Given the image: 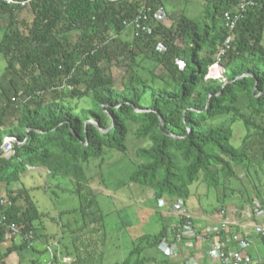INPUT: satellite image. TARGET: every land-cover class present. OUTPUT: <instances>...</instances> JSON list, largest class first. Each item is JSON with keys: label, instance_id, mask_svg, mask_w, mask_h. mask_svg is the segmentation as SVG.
Wrapping results in <instances>:
<instances>
[{"label": "trees", "instance_id": "1", "mask_svg": "<svg viewBox=\"0 0 264 264\" xmlns=\"http://www.w3.org/2000/svg\"><path fill=\"white\" fill-rule=\"evenodd\" d=\"M205 1L200 20L180 14L170 27L152 23L150 37H133L137 42L160 38L165 47L161 62L170 68L173 87L156 89L150 80H143L140 84L139 78L132 76L130 85L122 91L110 82L106 66L100 65L109 58L107 46L103 45L102 39L91 42L92 38L85 36L86 30L99 15L109 20L104 32L112 28L121 33L128 28L124 21L131 20L141 11H147L153 22L159 6H162L161 0H36L30 5L33 21L26 36L19 35L16 22L20 8L0 3V21L4 16L8 21L0 42V54L6 60L4 75L18 70L24 74L35 70L40 72L39 77H33L31 85L23 91L30 95L26 100L45 92L47 80L59 79L66 89L73 90L75 75L81 68L92 70L82 93L83 96L91 95L95 104L91 110L36 100L24 111L11 133L6 118L13 98L8 97V104L0 111V182L20 181L29 170L37 167L46 168L53 176L72 180L79 207L62 214L81 215V226L71 231L72 252L66 248L64 252L75 255V264H97L93 262L102 255L100 249L108 238L107 214L89 185L82 163L102 157L107 150L127 152L130 124L138 125L137 138L151 142L149 147L137 150L141 162L130 175V182L152 187L158 199L168 197L187 201L191 196L189 187L196 182L202 180L215 186L221 173L227 178L237 177L235 168L240 166L247 170L252 162L247 139L251 135L263 143L260 149L264 161V129L250 120L240 107L244 99L252 116L264 118V4L247 13L239 23L231 49L222 60L226 74L221 81L206 80L209 68L216 60L203 57L202 53L220 51L227 36L224 12L234 9L238 0ZM64 18L69 26L63 31L77 29L84 35L83 42H77L71 51L65 49L54 34ZM178 39L187 44L184 50L187 59L182 69L173 62ZM50 90H56L55 86ZM18 91V88L14 89L16 99ZM147 95L151 102L144 105L142 99ZM227 115L237 117L234 120L240 119L248 131L242 149L231 144V123L210 125L215 118ZM252 130L256 132L252 134ZM10 137L15 142L13 155L7 158L2 147ZM0 211L6 216L7 225L14 223L21 228L19 237L23 240L14 244L16 237L11 238L13 244L0 257V264L14 251L29 248L25 238L29 232L38 241L49 244L58 241L37 234L35 225L42 223L43 216L36 205L23 208L11 202L3 206L0 201ZM7 231V226L1 224L0 247L10 243ZM163 231L149 243L151 246L161 243L165 237ZM256 237L264 248V242ZM145 241L149 242V239ZM38 252L45 254L44 251ZM142 252L143 241L140 240L123 264H144L145 258L135 260ZM161 264L171 263L163 259Z\"/></svg>", "mask_w": 264, "mask_h": 264}, {"label": "rangeland", "instance_id": "2", "mask_svg": "<svg viewBox=\"0 0 264 264\" xmlns=\"http://www.w3.org/2000/svg\"><path fill=\"white\" fill-rule=\"evenodd\" d=\"M161 1L162 6H159L152 23L163 24L166 27L174 24L180 14H185L193 20H200L206 3L205 0ZM32 21L33 13L30 7L17 11L16 22L19 27V35H27ZM108 22L109 20L105 16L99 15L86 30L85 36L91 37L93 43L102 39L103 45L107 46L110 52L109 58L100 65L104 68L106 66L110 82L119 91H122L130 85L131 77L136 76L139 78L140 84L147 79L156 89L164 87L171 89L174 84L173 76L170 68L161 62L165 47L160 38L137 42L133 38L130 28H125L121 33L112 28L104 32ZM6 25H8V21L4 16V19L0 21V42ZM68 26L69 23L64 18L54 34L61 40L65 49L71 51L77 42H83L81 38L84 35L83 31L77 29L63 31ZM95 34L98 36L96 37ZM238 41L241 43L240 37ZM175 46L178 51L173 62L176 67L182 69L187 59V54L184 53L187 44L182 39H178ZM202 56L216 60L217 53L204 51ZM222 65L224 67L223 62ZM5 69L6 60L0 54V111L3 106L8 104V97L15 98L13 96L14 89L18 88L19 90L16 96L18 97L17 102L12 101L8 109L6 124L9 133L14 130L24 111L29 106H33V102L36 100H42L45 104L65 103L76 107L78 110L95 108L91 95H82L85 90V81L92 72L91 69L81 68L75 75L76 83H73V90L66 89L63 86L64 83H60L59 79L57 81L47 80L46 91L30 100H26L27 96L30 95L24 94L23 91L27 85H31L33 77H39V70L25 74L18 70L4 75ZM223 71V77H225V67ZM65 84L69 87L67 83ZM54 86L56 90H50ZM150 102L151 99L148 95L142 99L144 105H149ZM240 107L250 120L264 129V118L252 116L248 103L244 99L241 101ZM234 118L237 117L233 115L219 116L211 121L210 125L231 123L233 130L231 144L242 149V143L248 135V131L240 119L234 120ZM137 128V124H130L127 152L107 150L102 157L82 163L90 182L89 185L95 191L101 209L107 214L105 219L107 242L100 249L102 255L96 257L93 263L123 264L141 240L143 241L141 257L147 259L145 263L161 264L162 260L165 259V254L159 248L160 243L158 246H151L149 243L153 242L155 236L163 230L165 237H180L181 228L175 223L176 216L173 213L178 200L175 201L168 197L158 199L152 187L130 182V175L141 162L137 156V150L151 145L149 139L136 137ZM255 132L252 130V134ZM247 139L250 142L252 160L249 168L244 170L240 166L236 167L237 177L235 178H227L221 173L218 184L215 186H209L202 180L192 184L189 187L191 196L187 204L191 209L190 212L193 213L199 206L210 209L211 215L224 210L229 218L237 222L249 223L248 221H251L250 216L254 218L257 212L264 211V161L261 159L262 151L260 149L263 143L255 135H251ZM0 201L3 206L11 202H16L23 208L29 204L36 205L43 216L42 223L35 225L37 234L43 238H49V240L60 241L64 251L68 249L72 252L71 231L79 228L82 220L80 213L62 214L67 210L79 207V201L74 194L70 178L53 176L46 168L37 167L29 170L20 181L11 184L0 182ZM175 234L177 235L175 236ZM146 238L149 239V242L145 241ZM7 240L10 243H4L0 247V257L5 255L11 244H20L23 241L20 237H16L13 243H11V238L7 237ZM186 245L191 246L190 240H186L181 245L180 252L188 250ZM38 251H44L45 254H40ZM72 257L76 259L74 254ZM141 257H135V260H139ZM257 259L258 257L256 259L250 258L248 264H257ZM19 263L50 264V256L46 252L45 244H36L35 250L26 248L14 251L1 264ZM56 264L62 263L58 261Z\"/></svg>", "mask_w": 264, "mask_h": 264}, {"label": "built area", "instance_id": "3", "mask_svg": "<svg viewBox=\"0 0 264 264\" xmlns=\"http://www.w3.org/2000/svg\"><path fill=\"white\" fill-rule=\"evenodd\" d=\"M36 0H0V3L10 8H27ZM98 0H91L97 2ZM107 2H115L121 0H104ZM264 0H238L234 9L224 12L225 27L227 30L226 39L223 41L222 48L217 53L215 63L209 68L206 80L224 79L222 60L231 49L235 38V32L239 23L244 19L245 15L250 11H254ZM124 25L132 30V36L136 39L150 37L153 34V24L147 11H141L134 18L124 21ZM17 99L13 98V102ZM15 139L8 138L3 147L2 152L5 157L10 158L13 155V144ZM3 205V204H2ZM262 212V211H261ZM260 211L257 212L261 213ZM176 223L181 228L180 239L164 237L159 245L162 252L165 254V259L170 263L175 264H202V258L205 257L203 246L209 245L210 251L207 254V264H248L250 257L248 250L252 247V241L245 234L232 232V223L224 210H221L213 215V218L218 220L211 228L204 232L196 229L193 216L189 213L184 201L179 199L175 204ZM6 216L0 211V225L7 226V237H19L21 228L17 224H6ZM254 234L259 236L264 242V225L255 224L253 226ZM29 243V248H35L36 244L42 243L46 246V251L50 256V264L55 260L62 264H75L76 259L71 255H66L62 251L59 241L46 243L35 240L33 233L29 232L25 236ZM179 239V240H177ZM186 240H190L188 250H182L180 247ZM191 248V249H190ZM180 252V253H179ZM257 264H264V258L257 259Z\"/></svg>", "mask_w": 264, "mask_h": 264}, {"label": "crops", "instance_id": "4", "mask_svg": "<svg viewBox=\"0 0 264 264\" xmlns=\"http://www.w3.org/2000/svg\"><path fill=\"white\" fill-rule=\"evenodd\" d=\"M174 200L177 201L178 199H174ZM183 201H184L186 207H188V205H187L188 200L187 201L183 200ZM209 210L210 209H204L203 207L199 206L198 209L192 213V212H190L191 209L188 207L189 213L194 218L196 229L201 231V232H204L207 229L211 228L218 221V220L213 218L214 214L211 215ZM228 219L232 223V229H231L232 232H239V233L245 234L252 241V247L247 252L248 256L250 258H255V259L257 257H258V259H260L261 257L264 258L263 257L264 256V248L262 247L260 240L255 236L254 228H253V226L255 224L264 225V211H262L261 213L255 214L254 218H252V216H250L251 221H248L249 223H242L239 221L237 222L236 220L231 219L229 217H228ZM59 243H60V241H59ZM202 249L204 250L205 257H203L201 261H202V264H207L208 259L206 257L210 251L209 245L205 244ZM62 251L65 252L63 249H62ZM141 256H142V254H141ZM144 264H148V263H144Z\"/></svg>", "mask_w": 264, "mask_h": 264}]
</instances>
